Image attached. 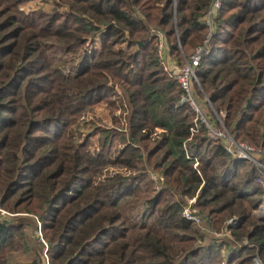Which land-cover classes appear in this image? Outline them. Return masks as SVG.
<instances>
[{"label":"trees","instance_id":"16d2710c","mask_svg":"<svg viewBox=\"0 0 264 264\" xmlns=\"http://www.w3.org/2000/svg\"><path fill=\"white\" fill-rule=\"evenodd\" d=\"M211 1L0 0V264L16 251L34 252L27 264H221L223 247L224 264H264L262 170L191 133L196 114L157 58L158 32L179 67L209 36L195 95L264 151V0H222L210 28ZM101 105L104 157L133 174L93 182L76 123ZM191 199L199 226L181 216Z\"/></svg>","mask_w":264,"mask_h":264},{"label":"built area","instance_id":"2783aa9c","mask_svg":"<svg viewBox=\"0 0 264 264\" xmlns=\"http://www.w3.org/2000/svg\"><path fill=\"white\" fill-rule=\"evenodd\" d=\"M222 0H212L209 8L204 14V22L207 26L212 28V18L216 15L218 9L221 6ZM158 41H157V58L159 65L163 72H165L171 79L175 80L178 84H180L183 95L180 98L177 106L188 105L192 111L196 114L194 127L191 128V133H194L200 127H204L207 133V136L211 139L218 140L224 152L231 157L237 158L239 160L246 161L251 163L258 168H260L263 172L261 179L258 181L262 186L264 191V151L256 150L254 147L246 144V143H238L234 140L231 133L222 125L221 120L218 116H216L218 126L216 123L204 112L205 108L203 107L202 102L197 98L194 92L193 84L198 85V81L196 79L194 73V67L197 65L200 56L205 52L206 45L209 41V36L205 38L203 41V45L195 50V52L189 57V59L185 60L183 66H177L176 62L170 57L165 45L162 35L158 32ZM205 102L207 100L205 99ZM151 178L154 181L160 180L156 175H151ZM159 186H156L158 189ZM194 200H187L184 205L181 216L188 222L199 226L202 222L199 215H197L196 209L193 207ZM264 214V197L261 205L256 209L253 214ZM264 216V215H263ZM230 226H233V221L230 220ZM243 243L246 244V241L243 240ZM253 264H262L258 258L256 253L251 255Z\"/></svg>","mask_w":264,"mask_h":264},{"label":"rangeland","instance_id":"374dc122","mask_svg":"<svg viewBox=\"0 0 264 264\" xmlns=\"http://www.w3.org/2000/svg\"><path fill=\"white\" fill-rule=\"evenodd\" d=\"M30 8L31 7H29V9ZM94 46L95 47L98 46V41H96L92 46H90V44L87 43L85 46V50L89 51L92 48H94ZM82 52L83 50L78 51V53L75 56L68 55L61 59L63 60L61 62V66L65 72H72L73 68H71V64L73 63L77 64V61L80 59V55L82 54ZM72 61L74 62L72 63ZM110 127H111L110 110L107 109L106 106L104 105L95 107L94 111H92L88 115L85 114L76 123V129L78 130L80 135V143L83 144V149L85 151V154L94 162L98 161L96 165V174L93 177V182H99L101 180H105L115 175L133 174L132 172L126 169L117 168L116 166L114 167L113 164L107 162L104 157L108 152V142L110 138H108L106 141L105 140L106 134H102V131H106L104 128L110 129ZM112 134L113 132H110L108 136H111ZM161 135H162L161 132L156 131L154 134H152L151 139L159 140L161 138ZM263 215L264 214L257 213L256 215H254V217L257 219H264ZM18 221L25 222L26 220L25 218L24 219L21 218ZM26 235L37 237L40 240L39 233L34 230L27 229ZM214 236H215L214 240H216L218 243L223 242L224 239L227 238V235L224 233L218 235L214 234ZM31 246H29V248ZM226 256H227V251L223 247L222 253L220 255V258L222 260L221 264H224V259L226 258ZM42 257L43 254L40 256V258ZM33 258H34L33 251H29V252L16 251L15 253H13V255H11V260L13 264L31 263L33 261L32 260Z\"/></svg>","mask_w":264,"mask_h":264},{"label":"water","instance_id":"95a60500","mask_svg":"<svg viewBox=\"0 0 264 264\" xmlns=\"http://www.w3.org/2000/svg\"><path fill=\"white\" fill-rule=\"evenodd\" d=\"M250 105V100L247 101V105L246 107H248ZM264 220V219H263Z\"/></svg>","mask_w":264,"mask_h":264}]
</instances>
